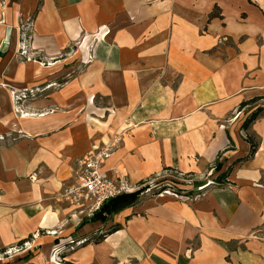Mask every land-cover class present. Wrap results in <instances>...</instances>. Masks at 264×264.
Listing matches in <instances>:
<instances>
[{
	"label": "crops",
	"instance_id": "obj_1",
	"mask_svg": "<svg viewBox=\"0 0 264 264\" xmlns=\"http://www.w3.org/2000/svg\"><path fill=\"white\" fill-rule=\"evenodd\" d=\"M29 18L37 58L20 61ZM5 47L0 250L63 237L86 240L73 264H264V118L248 131L254 156L241 116L228 120L264 96V0H0ZM26 88L41 94L19 115L12 92ZM125 131L106 167L133 186L218 161L219 185L192 203L143 197L116 227L77 230L63 185L78 158Z\"/></svg>",
	"mask_w": 264,
	"mask_h": 264
},
{
	"label": "rangeland",
	"instance_id": "obj_2",
	"mask_svg": "<svg viewBox=\"0 0 264 264\" xmlns=\"http://www.w3.org/2000/svg\"><path fill=\"white\" fill-rule=\"evenodd\" d=\"M31 19L29 18L26 20L29 27L31 25ZM23 22L24 21L20 22V28ZM26 22H24L23 24H26ZM97 33L99 34V37L96 39L100 40L101 32ZM27 35H30V38L28 40L29 42L26 44V54L23 53L21 47L17 52V58L20 61H23L24 59L27 60L29 57H33L34 55L31 43L33 34H31L30 28L27 32ZM7 54V48L0 49V63L6 62ZM33 58L36 59L37 56ZM87 63L88 61L83 59V66ZM78 69L80 71L82 70L81 67H79ZM0 86L5 85L0 83ZM61 86L62 84H57V87ZM12 94L15 95L13 108L14 112L19 115H23L25 113H27L26 115H28L29 112H25L24 106H21V102L36 100L40 97L41 91L39 90V88H26L19 90V92L14 90ZM24 94L26 95V97H22V95ZM258 105L264 108V99L259 101L253 107L256 108ZM250 109L251 108H246L244 110L245 112L243 115H241V113H238L233 115L228 120L235 121V119H238V117L241 116L240 118H242L244 123V120L251 114ZM262 116H264V114ZM124 133L128 132L125 131L119 134L123 136ZM213 167H215L214 163L211 165V168L209 167L210 169L205 171V173H191L187 171L184 172L177 167L164 169L161 172L155 174L154 176L146 179L145 183L142 186L136 184L135 186H133V189L135 191L139 189V191L142 190L139 199L144 197L149 198L150 200H153L155 202L158 200L162 201L170 197L180 202L192 203L200 197L205 196L209 190L219 185V182L217 181V173H215L217 171L216 168ZM91 217L92 216L79 217L78 219H80V222L78 223L79 227L77 228V230L82 229V222L85 220H89ZM117 218V215H115L114 217L112 216L109 222L104 224L107 225L109 223L108 226L114 228L116 227L115 221L117 220ZM38 237H33L31 241L25 243L23 246L16 245L15 247L9 248L5 252L0 253V264H25L19 260L20 258H24L29 254L31 255V260L28 264H67L68 262H71L70 254L77 248V246L84 245V243L86 242L85 239L75 241L71 238L59 237L54 241L52 240L48 243H42V245L36 242V239Z\"/></svg>",
	"mask_w": 264,
	"mask_h": 264
},
{
	"label": "built area",
	"instance_id": "obj_3",
	"mask_svg": "<svg viewBox=\"0 0 264 264\" xmlns=\"http://www.w3.org/2000/svg\"><path fill=\"white\" fill-rule=\"evenodd\" d=\"M23 23L21 49L26 54V44L30 38L27 32L30 28L32 34L33 23L31 20L30 27L27 22ZM122 143V135L115 134L108 142L76 160L73 167V179L63 185L61 191V198L73 206L76 216H93L106 202L120 195L135 192L126 173L106 167Z\"/></svg>",
	"mask_w": 264,
	"mask_h": 264
},
{
	"label": "trees",
	"instance_id": "obj_4",
	"mask_svg": "<svg viewBox=\"0 0 264 264\" xmlns=\"http://www.w3.org/2000/svg\"><path fill=\"white\" fill-rule=\"evenodd\" d=\"M218 14L212 13L211 17L217 16ZM263 97H255L247 102H243L240 105V109H246V108H251L250 112L251 114L244 120V123L242 124V131L245 133V138L247 140V142L250 144L251 146V151H250V156H254V154L257 152L258 148H259V142L257 141V138L255 135L248 133L249 129L251 128V126L253 125V123H255L257 120L263 118L264 116H262L264 114V108L260 107L259 105L254 108L253 106H255L259 101L263 100ZM249 156V157H250ZM220 169V165L216 164V170ZM222 179V178H221ZM145 182H141L139 184V186H142ZM140 190V189H139ZM135 191L129 194H123L120 195L108 202H106L101 210H99L98 212H96L89 220H85L82 222L81 227H84L85 225L89 224V223H107L109 222L110 218L112 216L118 215L119 213H121L122 211L133 207L139 200L140 194L142 192L141 191ZM33 239L32 236H30L28 239L23 240L21 242H19L17 244V246H23L25 243L31 241ZM8 248H4L0 250V253H3L7 250ZM31 260V255H27L24 258H20L19 261L28 264L29 261ZM67 264H73L71 262H68Z\"/></svg>",
	"mask_w": 264,
	"mask_h": 264
},
{
	"label": "bare ground",
	"instance_id": "obj_5",
	"mask_svg": "<svg viewBox=\"0 0 264 264\" xmlns=\"http://www.w3.org/2000/svg\"><path fill=\"white\" fill-rule=\"evenodd\" d=\"M7 123V122H6ZM41 261V260H40Z\"/></svg>",
	"mask_w": 264,
	"mask_h": 264
}]
</instances>
